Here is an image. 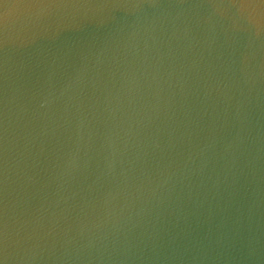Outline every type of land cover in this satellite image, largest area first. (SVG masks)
Returning a JSON list of instances; mask_svg holds the SVG:
<instances>
[{"label": "water", "instance_id": "obj_1", "mask_svg": "<svg viewBox=\"0 0 264 264\" xmlns=\"http://www.w3.org/2000/svg\"><path fill=\"white\" fill-rule=\"evenodd\" d=\"M0 264H264V0H0Z\"/></svg>", "mask_w": 264, "mask_h": 264}]
</instances>
